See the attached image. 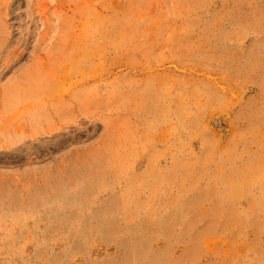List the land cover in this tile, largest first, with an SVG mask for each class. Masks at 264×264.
<instances>
[{
  "label": "rangeland",
  "instance_id": "374dc122",
  "mask_svg": "<svg viewBox=\"0 0 264 264\" xmlns=\"http://www.w3.org/2000/svg\"><path fill=\"white\" fill-rule=\"evenodd\" d=\"M0 264H264V0H0Z\"/></svg>",
  "mask_w": 264,
  "mask_h": 264
}]
</instances>
